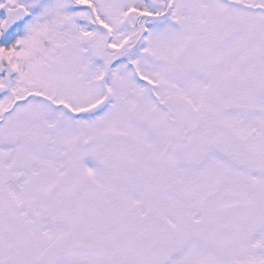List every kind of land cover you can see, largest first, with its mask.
<instances>
[{
	"label": "snow or ice",
	"instance_id": "obj_1",
	"mask_svg": "<svg viewBox=\"0 0 264 264\" xmlns=\"http://www.w3.org/2000/svg\"><path fill=\"white\" fill-rule=\"evenodd\" d=\"M0 264H264V0H0Z\"/></svg>",
	"mask_w": 264,
	"mask_h": 264
}]
</instances>
